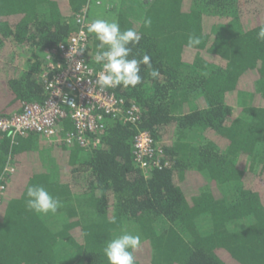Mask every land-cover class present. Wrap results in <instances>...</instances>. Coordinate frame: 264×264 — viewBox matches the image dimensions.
<instances>
[{
  "label": "trees",
  "instance_id": "16d2710c",
  "mask_svg": "<svg viewBox=\"0 0 264 264\" xmlns=\"http://www.w3.org/2000/svg\"><path fill=\"white\" fill-rule=\"evenodd\" d=\"M96 6L142 35L129 58L149 55L160 75L141 64V84L113 88L142 119L107 118L97 147L64 142L70 119L54 140L2 134L0 264H109L103 248L129 224L137 264H264V0H0V115L47 98L48 54ZM99 43L90 33L95 68ZM139 128L155 140L147 170ZM29 185L58 198L57 212L30 211Z\"/></svg>",
  "mask_w": 264,
  "mask_h": 264
},
{
  "label": "built area",
  "instance_id": "2783aa9c",
  "mask_svg": "<svg viewBox=\"0 0 264 264\" xmlns=\"http://www.w3.org/2000/svg\"><path fill=\"white\" fill-rule=\"evenodd\" d=\"M86 12L76 18L78 31L47 56V69L42 75L47 98L39 102H24L20 111L0 115V138L4 133L15 136L35 131L54 140L59 136L64 121L70 119L73 129L63 136L64 142H76L84 148H93L101 144V135L107 129V118H119L132 125L139 124L142 119L139 104L127 105L125 98L118 96L113 88L101 90L94 83L102 66L95 68L87 57L86 49L90 43L87 25L91 20ZM71 49L83 51L73 55ZM78 62L79 70L76 68ZM134 152L143 169L147 170L152 166L151 159L155 156L156 148L149 131L138 129ZM7 168L5 177L14 171L13 165H8ZM6 191L4 178H0V202Z\"/></svg>",
  "mask_w": 264,
  "mask_h": 264
},
{
  "label": "clouds",
  "instance_id": "9594fccd",
  "mask_svg": "<svg viewBox=\"0 0 264 264\" xmlns=\"http://www.w3.org/2000/svg\"><path fill=\"white\" fill-rule=\"evenodd\" d=\"M145 27L151 26V19L143 21ZM87 31L94 33L98 44V51L94 56L95 63L102 66L101 71L96 74L94 83L101 90L123 86L124 88L136 87L142 83L140 75V65H146L149 75L156 79L160 73L153 68L152 58L145 54L141 59L129 58L132 54V47L140 42L142 35L135 29L129 28L121 30L116 20L94 19L87 25ZM257 38L264 41V25L259 27ZM201 39L198 36L190 35L188 39L189 47L199 45ZM83 49H71L74 55ZM79 62L76 64L79 70ZM5 171L8 168L5 167ZM62 202L52 196L42 185H29L26 189V206L30 211L37 214L47 215L56 213ZM142 239L139 234L123 232L115 235L106 243L103 252L109 264H137L135 253L141 248Z\"/></svg>",
  "mask_w": 264,
  "mask_h": 264
},
{
  "label": "rangeland",
  "instance_id": "374dc122",
  "mask_svg": "<svg viewBox=\"0 0 264 264\" xmlns=\"http://www.w3.org/2000/svg\"><path fill=\"white\" fill-rule=\"evenodd\" d=\"M94 9H95V14L98 16V18L101 17V19H107V20H110V21L112 20L114 13L107 11L108 10L107 7H105V6H101V7L96 6ZM126 232H130L132 234H138V231L135 228V225H133V224H131V225L129 224L128 225V227L126 229Z\"/></svg>",
  "mask_w": 264,
  "mask_h": 264
}]
</instances>
